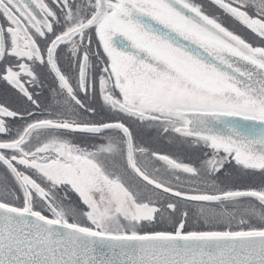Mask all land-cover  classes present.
<instances>
[{
	"label": "snow or ice",
	"instance_id": "obj_1",
	"mask_svg": "<svg viewBox=\"0 0 264 264\" xmlns=\"http://www.w3.org/2000/svg\"><path fill=\"white\" fill-rule=\"evenodd\" d=\"M51 4L0 0V81L26 105L0 104V264H264V46L195 0ZM210 4L264 44V0ZM47 79L42 107L28 85Z\"/></svg>",
	"mask_w": 264,
	"mask_h": 264
},
{
	"label": "rangeland",
	"instance_id": "obj_2",
	"mask_svg": "<svg viewBox=\"0 0 264 264\" xmlns=\"http://www.w3.org/2000/svg\"><path fill=\"white\" fill-rule=\"evenodd\" d=\"M205 7H207V6L204 5V8ZM209 10L211 12L219 13L221 15V17H220L221 20L224 17L223 12L221 10H219V9H216L215 7H210ZM228 19L230 20V18H228ZM226 26L229 27V30H232L236 34L241 35V37L244 38L246 40V42H249V41H247V38H248L247 34H246L245 31H243L242 28H238L237 31H235L234 26H232V25H226ZM249 43H251V42H249ZM19 101H20L19 97L9 87L0 88V104H4V105L8 106L12 110L22 111L23 107H21ZM52 103H53V100H51L49 102V104H52ZM41 105H42V107H45L44 102H41ZM96 118L97 119H100V118L108 119L110 117H109V114L105 113V114H102V115H98ZM8 122H9V126L17 124V123L20 124L19 121L18 122H15V121L13 122L11 120V118H8ZM22 123H23V121H22ZM156 137H160V142L159 143L156 144V143L149 142L150 145L146 144V146H148V147H150V148H152L154 150H157L159 152L171 155V156H173V154H174L175 156H173V157H176L178 159H182V160L192 159L191 157H192V150L193 149L190 148L187 145H182L181 143H177L176 147H173L172 148L173 150H170V151L169 150H165L163 148L164 146L158 145V144L165 145L166 141H172V140H170L167 137L166 134L158 135L155 132V130H146L143 133H141L140 136H139V141H140V139H146V140L149 141L150 138H156ZM172 152H174V153H172ZM184 162H187V161H184ZM4 175H6V173H5L4 169H3V167H0V177H3ZM217 175L219 176L218 183L220 184V186L222 185L221 187H227V188H229V183L228 182L231 180V177H234V176L236 178H238V179H245V178L248 179V182H250L252 184V186H254V187H259L260 184H261V181H262L261 174L259 172H255V173H252V174L247 175V176H237L235 173H233L231 176H226V175L223 174V172L219 173ZM223 183H225V184H223ZM233 189H238V188H234L233 187ZM73 199L75 200L77 198L73 197ZM192 211H194V210H192Z\"/></svg>",
	"mask_w": 264,
	"mask_h": 264
},
{
	"label": "trees",
	"instance_id": "obj_3",
	"mask_svg": "<svg viewBox=\"0 0 264 264\" xmlns=\"http://www.w3.org/2000/svg\"><path fill=\"white\" fill-rule=\"evenodd\" d=\"M4 86V87H3ZM7 87H9L18 97H19V99H20V105H21V107H23L22 108V110L24 109V107L26 106L24 103H23V100H22V98H21V95L17 92V90H15V89H13L10 85H7V83L6 82H4V81H0V88H7ZM39 89H41V88H37V89H30V90H32L33 92H34V94H38L37 96H36V98L39 100V101H41V102H44V104H45V106H47V105H50L49 104V102L51 101V100H53V99H51V98H49V97H47L46 96V94L43 92V91H41L40 93H36L35 91L36 90H39ZM48 95H51L52 96V92H51V89H49V90H46L45 91ZM12 120V119H11ZM13 121V120H12ZM15 122H18L19 121V123L20 124H16V125H18V126H20L21 124H22V121L19 119V118H17L16 120H14ZM13 121V122H14ZM11 128V127H10ZM140 141H141V143L142 144H144L145 146H146V144L147 145H150V143L149 142H152V143H159L160 142V137H156V138H150V140L148 141V140H146V139H140ZM177 143H179L178 141H166V143H165V145H163V144H158V145H161V146H164L163 148L165 149V150H173L172 148L173 147H176V145H177ZM172 153H174V152H172ZM173 156H175L174 154H173ZM200 157H201V152L200 151H196V150H192V159H186V160H183V161H187V163H193V164H196L197 166L199 165V160H200ZM182 160V159H181ZM5 171V173H6V170H4ZM235 177V176H234ZM234 177H231V180L228 182L229 183V188H238V189H246V188H257V187H254V186H252V184L250 183V182H248V179H238V178H234ZM223 184H225V183H223ZM222 186V185H221ZM11 187V186H10ZM192 211V210H191ZM159 227L161 228V229H167V230H171V228L170 227H168L166 224L165 225H159ZM186 228L187 229H196V228H203V225L202 224H198V223H196L191 217H190V219H189V221H188V224H187V226H186Z\"/></svg>",
	"mask_w": 264,
	"mask_h": 264
},
{
	"label": "flooded vegetation",
	"instance_id": "obj_4",
	"mask_svg": "<svg viewBox=\"0 0 264 264\" xmlns=\"http://www.w3.org/2000/svg\"><path fill=\"white\" fill-rule=\"evenodd\" d=\"M76 2L79 3L80 0H76ZM195 2L206 5L207 7H205L204 9H205V12H206L207 14L215 15V16H219V17H221V15H220L219 13H217V12H211V11L209 10L210 7H215L216 9H219L217 6H215V5H211V4H210V0H195ZM49 3H50V6H52L54 10H57V11H58V9L56 8V6L53 5V4H51V0H49ZM219 10H220V9H219ZM221 11H222V10H221ZM222 21H223L226 25H232V26H234L235 31H237L238 28H242L243 31H245L246 34H247V37H248V38H247V41L251 42V44H252L253 46H264V44H262V43L260 42V38H259V37H256L255 34H253V33L250 32V30H247V29H245V28H243V27H241V26H237V25H235V24H234L233 22H231V21L228 19V17H226L225 15H224V17L222 18ZM225 24H224V25H225ZM226 25H225V26H226ZM226 27H227V26H226ZM228 28H229V27H228ZM62 68H63L65 71H69V70H70V69H69V65H68V63H67L66 60L62 62ZM72 71H74V69H72ZM53 86H54V85H53V81H52L51 79L44 80L42 86H37V87H35V88H33L31 85H28V87H29L30 89L41 88V89H39V90H36L35 92H36V93H40L41 91H43V92L46 94V96L49 97V98H51V99H53L52 96H51V95H48L45 91L51 89ZM102 114H105V113H104V112H100L99 115H102Z\"/></svg>",
	"mask_w": 264,
	"mask_h": 264
}]
</instances>
